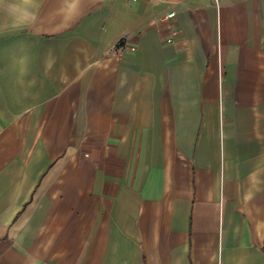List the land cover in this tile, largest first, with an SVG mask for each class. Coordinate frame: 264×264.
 <instances>
[{"label": "crops", "instance_id": "1", "mask_svg": "<svg viewBox=\"0 0 264 264\" xmlns=\"http://www.w3.org/2000/svg\"><path fill=\"white\" fill-rule=\"evenodd\" d=\"M0 264H264V0H0Z\"/></svg>", "mask_w": 264, "mask_h": 264}, {"label": "built area", "instance_id": "2", "mask_svg": "<svg viewBox=\"0 0 264 264\" xmlns=\"http://www.w3.org/2000/svg\"><path fill=\"white\" fill-rule=\"evenodd\" d=\"M174 17H175V13H174V12H169V13H167V14L164 16V19H165L166 21H169V20H171V19H174ZM122 43H123V41L120 42L118 46L122 47ZM130 50H131V51H134L135 49H134V48H130Z\"/></svg>", "mask_w": 264, "mask_h": 264}]
</instances>
